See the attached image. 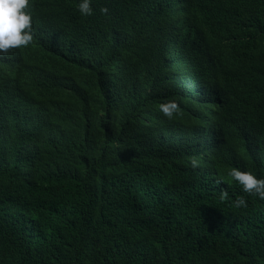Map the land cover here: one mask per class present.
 <instances>
[{
    "label": "trees",
    "instance_id": "obj_1",
    "mask_svg": "<svg viewBox=\"0 0 264 264\" xmlns=\"http://www.w3.org/2000/svg\"><path fill=\"white\" fill-rule=\"evenodd\" d=\"M81 2L0 53V264H264V0Z\"/></svg>",
    "mask_w": 264,
    "mask_h": 264
},
{
    "label": "clouds",
    "instance_id": "obj_2",
    "mask_svg": "<svg viewBox=\"0 0 264 264\" xmlns=\"http://www.w3.org/2000/svg\"><path fill=\"white\" fill-rule=\"evenodd\" d=\"M78 7L82 15H91L93 12L90 0H82ZM101 12L107 14L108 8H101ZM32 42V12L29 0H0V53L27 47ZM159 110L170 120L181 114L180 105L175 99L161 103ZM190 163L193 168L200 166L199 160L195 158ZM228 175L239 182L244 192L258 195L259 198L264 199V179L257 178L251 170H240L233 167L229 170ZM227 197V191H222L221 200H225ZM234 203L237 208L247 207L243 197H238Z\"/></svg>",
    "mask_w": 264,
    "mask_h": 264
}]
</instances>
